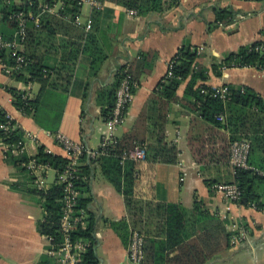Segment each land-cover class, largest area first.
Listing matches in <instances>:
<instances>
[{"label":"crops","instance_id":"obj_1","mask_svg":"<svg viewBox=\"0 0 264 264\" xmlns=\"http://www.w3.org/2000/svg\"><path fill=\"white\" fill-rule=\"evenodd\" d=\"M78 5L79 14L72 20L64 9V1L53 0L51 10L36 17L28 38L26 32L22 51L35 56L48 71V85L33 115H22L14 108L7 88L25 91L35 98L39 85L15 81L0 66V108L25 134L36 135L38 146L62 157L66 155L56 144L54 133L96 150L103 138L130 132L180 47L198 49V65L210 69L239 47L264 40V1L178 0L170 4L164 0L163 11L135 16L109 1L101 3L100 10L87 0H78ZM217 9L234 14L229 25L215 24ZM87 24L89 30L85 29ZM78 46L80 51L75 58ZM124 65L131 66V77L134 76L137 86L124 121L112 132L104 129L107 125L100 113L105 93ZM204 84L212 89L222 85L248 87L264 101V72L254 68L222 69L220 77L209 72ZM186 85L184 81L176 91L179 100ZM181 105L169 106L165 127L167 142L180 153L178 163H156L149 169L144 166L134 186L136 195L148 204L144 233L166 240L155 205H179L188 216L186 237L196 239L201 246L206 255L204 264H264V212L230 203L215 189L216 185L209 187L205 183H231L233 169L219 157L211 162H195L186 142L193 115ZM210 132V137L216 140L212 145L205 142L203 152L218 154L217 138L222 132ZM26 142L33 153L36 145L27 138ZM4 154L0 142V264H36L48 250L46 237L36 229L43 212L28 192L31 185L26 174L8 165ZM49 172L54 173L51 182ZM55 181V171L46 172L45 188ZM89 196L92 200L88 210L95 218L98 264H132L127 251L131 229H124L122 239L110 226L126 220L123 198L97 167L90 181ZM194 200L201 202L199 212L193 210ZM240 227L248 236L234 246L230 239Z\"/></svg>","mask_w":264,"mask_h":264},{"label":"trees","instance_id":"obj_2","mask_svg":"<svg viewBox=\"0 0 264 264\" xmlns=\"http://www.w3.org/2000/svg\"><path fill=\"white\" fill-rule=\"evenodd\" d=\"M64 9L70 18L79 14L78 0H63ZM97 2H113L128 10L135 11L138 15L164 10V0H96ZM175 4L178 0H169ZM264 1V0H242ZM53 0H0V36L6 40H12L18 24L16 16L19 13L26 19L27 38L29 30L34 28L36 17L44 11L45 5H51ZM100 3V4H101ZM215 24L229 25L234 14L227 9L215 11ZM19 39V38H18ZM24 42L21 44L23 45ZM78 46L75 53H79ZM26 64H21L18 69H13L15 61L0 50V64L10 69L6 75L12 77L24 85L38 84L39 91L35 98H31L27 92L10 87L7 88L11 96L12 105L22 115L31 116L36 111L41 94L48 85V71L41 65L35 56H30L21 51ZM199 54L195 47L182 46L171 58V76L164 75L155 89L152 91L148 102L138 115L135 125L128 133L120 137H112L107 146L96 149L98 156L88 157L83 152L79 158V166L76 167L73 185L79 193L74 210L83 213L86 225H77L71 229L67 236L71 243H82L85 251L82 253L81 264H98L96 256V239L94 237L95 218L88 210V204L92 198L90 194V181L95 172L99 170L102 177L109 182L122 196L126 220L118 223H110L111 228L123 239L124 229H131L143 237V259L141 264H204L206 255L196 239H187L185 229L188 224L187 213L175 204H157V218H162L163 234L165 239L149 237L144 233L145 211L148 206L135 193L137 176L144 166L148 169L153 164H176L179 159V151L176 146L166 140L165 127L168 123V111L171 104L180 103L181 106L193 116L190 120L189 130L186 135L187 146L197 164L211 162L215 157L225 162L230 159V145L235 141L245 140L250 143V151L247 158L248 168L233 169V181L240 191L239 200L236 202L244 208L253 207L256 211L264 212V101L248 87H234L226 85L229 94L226 100L214 97V90L205 85L209 78V72L214 77H220L222 69L226 68H254L264 72V40L256 41L239 47L236 52L224 56L218 63L211 65L210 69L201 68L197 59ZM131 66L124 65L117 72L115 82L105 93V105L102 106L100 117L106 122L111 116L117 87L124 71L127 69L131 75ZM133 75V74H132ZM134 77V76H133ZM132 77L134 84L135 78ZM187 81L184 95L178 99L176 91L181 83ZM200 83L199 86L197 84ZM137 86V85H135ZM133 87L132 92H134ZM222 117L219 121L217 118ZM0 142L8 146L5 153V162L18 172L26 174L33 196L37 205L42 209L43 219L36 224L40 235L51 238L48 251H56L62 244L64 235L60 227V220L64 207V183L57 180L44 189L34 187V177L28 173L24 166L32 158L27 153L15 155L12 149H17L25 142L24 131L10 119L9 115L0 108ZM222 132L217 138L219 153L205 154L203 145L216 140L210 137V131ZM102 139L101 143L103 142ZM101 145V144H100ZM135 148H143L145 157L143 161L122 159L124 153ZM33 156L39 163L47 165L56 172V176L62 174L69 165L67 157L46 153L43 146H39ZM215 163V162H214ZM211 187L217 185L213 181H205ZM228 184V183H227ZM201 202L194 200L193 210L201 209ZM153 211V210H152ZM150 211L149 213H151ZM228 237V235H227ZM127 241L124 239L123 241ZM229 240V239H228ZM175 245L172 249L170 246ZM36 264H56V259L48 254L42 256ZM59 264V263H57Z\"/></svg>","mask_w":264,"mask_h":264},{"label":"built area","instance_id":"obj_3","mask_svg":"<svg viewBox=\"0 0 264 264\" xmlns=\"http://www.w3.org/2000/svg\"><path fill=\"white\" fill-rule=\"evenodd\" d=\"M87 2L95 7L97 10L101 9V4L96 0H87ZM44 11H50V5H45ZM43 11V12H44ZM130 15H136V12L133 10L128 11ZM18 30L16 31L14 38L12 40L3 39L0 36V50H5L6 54H9L11 58L15 61V66L13 69H18L21 67V64H26V61L21 53V44L26 39V19L19 13L16 16ZM75 23L79 25V20L76 18ZM86 30L90 29L89 24L85 26ZM19 38V39H18ZM199 50L197 49V53L199 54ZM1 68L4 69L6 73L10 72L8 67L6 68L5 65L0 64ZM171 61L168 63L166 74L167 76H171ZM133 87L135 84L132 80L130 73H128L127 69L124 71V75L121 78L119 85L116 90L115 94V102L114 107L111 113V116L105 122L107 127L110 131H114L119 125L122 124L124 118L126 116L128 107L133 98ZM214 90V97H217L221 100H226L229 94L228 87L226 85H222ZM10 117V116H9ZM11 119V118H10ZM219 121L222 120V117L217 118ZM7 126H0V129H7ZM25 142L17 149H12L11 153L15 155L27 153L30 157H32L27 164H24L28 173L32 175L34 179V186L37 189H44L45 188V179H46V172H48L50 167L47 165L41 164L33 158L36 155V150L39 147L38 144V137L36 135H29L25 134ZM55 139L56 144L63 150L67 159H69L68 168L62 174L56 176V180L59 183H64V207L62 208L63 214L60 220V227L64 235V239L62 244L59 248L54 251H48L47 254L54 257L59 264H81L82 261V253L85 251L84 244L78 243H71L67 233L74 229L77 225H81L84 227L86 222L84 220L83 213L77 212L81 214L79 216L76 215L74 210L76 200L79 197V193L76 191L73 185L74 174L76 172V167L79 166V158L83 152H86L88 157L94 158L97 157L96 150H90L86 148L83 144L74 142L70 140L68 137L61 133H54L52 135ZM113 136H109L104 138L103 142L100 146L105 148L109 144L107 141L111 139ZM26 138L29 139L33 144L36 145V148L33 153L29 152L28 142H26ZM4 148V153L8 152V146L1 142ZM46 153L51 154L49 151L44 149ZM250 151V143L245 140L235 141L230 145V159L229 163L232 166V169L235 168H244L247 169V158ZM4 156H6L4 154ZM145 157V150L143 148H135L133 150L124 153L122 159H130L134 161H143ZM56 173V172H55ZM215 189L222 193L225 198L230 203H236L240 197V191L236 184L228 183V184H219L215 186ZM247 231L240 227L237 229V233L233 234L230 239V243L234 246L243 243L247 239ZM47 246L51 245V238H46ZM143 237L137 232H131L130 241L128 246V259L131 261L132 264H141L143 259Z\"/></svg>","mask_w":264,"mask_h":264},{"label":"rangeland","instance_id":"obj_4","mask_svg":"<svg viewBox=\"0 0 264 264\" xmlns=\"http://www.w3.org/2000/svg\"><path fill=\"white\" fill-rule=\"evenodd\" d=\"M104 129L109 131L108 127H104ZM50 171H52V170H50ZM53 177H54V173L53 172H49L48 182H51L53 180Z\"/></svg>","mask_w":264,"mask_h":264}]
</instances>
